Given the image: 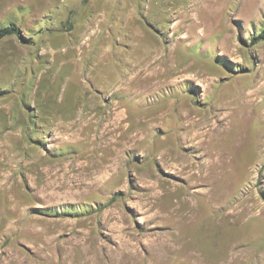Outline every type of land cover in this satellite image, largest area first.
<instances>
[{"label": "rangeland", "instance_id": "1", "mask_svg": "<svg viewBox=\"0 0 264 264\" xmlns=\"http://www.w3.org/2000/svg\"><path fill=\"white\" fill-rule=\"evenodd\" d=\"M6 26L0 264H264V0H0Z\"/></svg>", "mask_w": 264, "mask_h": 264}, {"label": "bare ground", "instance_id": "2", "mask_svg": "<svg viewBox=\"0 0 264 264\" xmlns=\"http://www.w3.org/2000/svg\"><path fill=\"white\" fill-rule=\"evenodd\" d=\"M124 75H125V73H124ZM127 81V80H126ZM126 87H127V85H126ZM118 114L119 113H117V116H118ZM121 120H123V118L122 117H120L119 119H118V123H117V125L114 127V130L115 129H117V128H119V123L121 122ZM190 120V119H189ZM125 129H127V127H124L122 130H125ZM122 136V132L120 133V134H115L114 135V137H113V140H112V142L115 144L114 146V150L116 151V152H118V151H120V150H122V149H124V148H126L128 145H129V143L131 142V137L130 136H127L126 138H123V140H122V142H119V140H118V138H120ZM115 160V159H114ZM112 161V163H118V162H120L118 159L116 160V161ZM187 166H191L190 164L189 165H186V167ZM193 167H190V169H192ZM206 166H203V168H201L200 170H198V172L200 173V172H203L204 170H206ZM8 187V186H7ZM11 193V192H10ZM13 199V197H12V195H10L9 196V200H12ZM13 204H15L14 206H16V204H17V202L15 201ZM170 213L171 214H173V210H171L170 211ZM115 217H116V219L117 220H123V217L122 216H116L115 215ZM124 235H125V238L127 237V236H131L132 235V232H130V231H126L125 233H124ZM154 237V236H153ZM162 238V236L161 237H159V239H161ZM159 239L156 237L154 240H153V242H157V243H155L154 244V248H156L157 250H162V249H165V248H168V247H170V246H173L174 245V243L173 242H175V241H173L171 238H169L168 236H166V238H163L161 241H159ZM119 240H120V251L117 253L118 254V260L120 261V262H126L125 260H127L126 259V257L127 256H129V255H131V254H133V251H132V249H131V247H130V245H129V240H127V238L126 239H124L123 237L122 238H119ZM153 249V248H152ZM99 250V249H98ZM117 251V250H116ZM102 252V251H101ZM160 252V251H159ZM136 254V253H135ZM101 256V255H100ZM100 256H99V254L97 253V251L95 252V251H93V257H92V264H102V262L100 261ZM134 256V255H133ZM17 256L15 255V254H12V259L13 258H16ZM14 260V259H13ZM22 261V260H21ZM113 262V261H112ZM111 263V262H110ZM131 263V262H130ZM20 264V263H19ZM70 264H75L74 263V261L73 260H70ZM77 264H79V263H77ZM82 264V263H81Z\"/></svg>", "mask_w": 264, "mask_h": 264}, {"label": "trees", "instance_id": "3", "mask_svg": "<svg viewBox=\"0 0 264 264\" xmlns=\"http://www.w3.org/2000/svg\"><path fill=\"white\" fill-rule=\"evenodd\" d=\"M13 32H14L13 27H10V26L2 27V28H0V38L6 34H11ZM259 38L264 39V28L261 30Z\"/></svg>", "mask_w": 264, "mask_h": 264}]
</instances>
